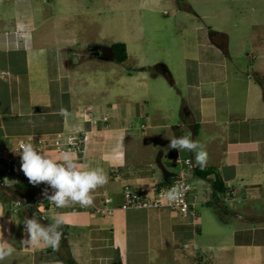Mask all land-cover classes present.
Segmentation results:
<instances>
[{"label": "crops", "instance_id": "obj_1", "mask_svg": "<svg viewBox=\"0 0 264 264\" xmlns=\"http://www.w3.org/2000/svg\"><path fill=\"white\" fill-rule=\"evenodd\" d=\"M95 1L105 8L75 15L62 9L59 18L81 22L72 32L59 29L62 21L48 25L51 0H0V144L10 149L25 139L87 135L76 159L82 169L100 167L108 176L92 205L57 208L44 195L52 189L30 183L21 159L11 172L0 164V232L15 249L3 264H68L60 244L24 243L25 218L48 224L58 215L66 219L64 238L77 264H264V40L255 43L253 31V61L244 64L211 41L207 16L191 0ZM90 28L99 29L96 37ZM22 33L27 42L18 39ZM118 42L127 46L124 63L91 53L93 45ZM177 125L208 153L205 166L217 169L227 193L215 190L213 176L195 177V216L120 210L126 187L153 193L165 185L160 161L171 179L178 172L174 159L184 151L171 149L168 138ZM104 194L113 199V215L94 214Z\"/></svg>", "mask_w": 264, "mask_h": 264}, {"label": "clouds", "instance_id": "obj_2", "mask_svg": "<svg viewBox=\"0 0 264 264\" xmlns=\"http://www.w3.org/2000/svg\"><path fill=\"white\" fill-rule=\"evenodd\" d=\"M18 39L27 42V34H20ZM168 138H170L171 149H177L180 152L187 150L193 153L199 166L204 167L207 164L208 153L198 141L188 136ZM18 151L21 157V170L29 182L33 185L46 183L52 192L49 194L46 190L44 195L57 208L67 207L70 204H79L81 207L90 206L93 203L94 191L108 183V176L103 168L82 169L71 151L64 150L59 157H52L31 143L23 144ZM185 191L184 185H174L162 195V199H166L169 203L181 202ZM22 223L29 237L24 242L28 247L44 244L57 249L62 237L60 229L66 223V219L64 215H58L53 222L43 224L40 219L34 217L25 218ZM14 251L12 244L7 242L0 232V264L13 255Z\"/></svg>", "mask_w": 264, "mask_h": 264}, {"label": "rangeland", "instance_id": "obj_3", "mask_svg": "<svg viewBox=\"0 0 264 264\" xmlns=\"http://www.w3.org/2000/svg\"><path fill=\"white\" fill-rule=\"evenodd\" d=\"M51 1L55 3L52 6L55 15L48 25L57 26L59 24L58 22L62 21L64 22V26L59 27V29L72 32L79 29L81 22L77 18H71L73 21L69 22L59 18L65 12V10H62L63 8H66L67 12L71 8L76 9L74 15L81 12V10L87 13V8H105L101 3V5H98L99 3L95 0H78L79 3L83 1L82 6L75 5L76 0H68L67 2L66 0ZM191 1L195 10H204L202 14H206L207 18L205 21L211 28V31H218L228 35L229 57L237 62V58H243L240 60V63H251L253 61L252 54H250L252 50L251 46L255 43L261 44L264 40V0H205L201 3H199V0ZM45 9H48L47 5ZM108 15L111 16L113 13ZM118 24L120 25V23ZM98 30L97 28H90L88 30L89 35L93 38L96 37ZM253 31L256 33L255 43L251 39ZM188 153L189 151L185 150L181 158L189 156ZM167 166L172 170L178 169L169 164Z\"/></svg>", "mask_w": 264, "mask_h": 264}, {"label": "built area", "instance_id": "obj_4", "mask_svg": "<svg viewBox=\"0 0 264 264\" xmlns=\"http://www.w3.org/2000/svg\"><path fill=\"white\" fill-rule=\"evenodd\" d=\"M104 121H108L109 117L104 116ZM92 124H97L98 119L90 118ZM31 143L34 147L48 153L56 151L61 153L64 150L71 151L74 154H83L87 144V135L80 134H62L55 136L37 137L32 140H20L10 149L0 144V164H4L7 172L12 171L13 163L20 157L19 149L23 144ZM174 162L179 165L178 172L173 176L170 182L158 187L153 193H141L134 191L130 187H126L123 191V202L119 206L120 210H136V209H159L168 208L172 211L180 213L184 216L197 215L196 203L194 201L195 186L192 179L197 177L195 169L197 164L194 158H176ZM182 184L186 187V191L181 202L169 203L166 199H162V195L166 193L174 185ZM102 204H94V214L100 216L113 215L117 210L112 206L113 199L111 196L102 195ZM186 247L189 243L185 244Z\"/></svg>", "mask_w": 264, "mask_h": 264}, {"label": "trees", "instance_id": "obj_5", "mask_svg": "<svg viewBox=\"0 0 264 264\" xmlns=\"http://www.w3.org/2000/svg\"><path fill=\"white\" fill-rule=\"evenodd\" d=\"M112 47L114 48V52H115V57L113 58V60L118 62V63L126 62L128 59V52H127L126 44L123 42H118V43L113 44ZM91 53L93 56H97V54L94 50ZM153 70L155 72H158L159 67L156 66ZM181 113H182L184 118H186L190 114L186 102L183 103V105H182ZM172 131H173L175 137H182L183 136L181 126H178V125L173 126ZM188 137L191 138V136H188ZM175 156H177V151H174V152L170 153V155H169V157L171 159H173ZM195 174L197 177L203 178V179H209L213 176V178H214L213 182H214L215 190L217 192L227 193V188L224 185V181H223L221 175L219 174V172L217 171L216 168L207 167V166L201 167L198 165L197 168L195 169ZM170 181H171V178H169V180L165 181L164 183L167 184ZM32 197H35V196L32 195ZM37 204H38V202H37ZM41 204L45 205L46 201L42 200ZM216 204H219V203H216ZM60 230L62 231V237H61V241H60V246L63 248L62 255L65 258V260L68 262V264H77L75 262V260L72 258L68 244L66 242V239L64 238L65 230H63V226L61 227Z\"/></svg>", "mask_w": 264, "mask_h": 264}, {"label": "water", "instance_id": "obj_6", "mask_svg": "<svg viewBox=\"0 0 264 264\" xmlns=\"http://www.w3.org/2000/svg\"><path fill=\"white\" fill-rule=\"evenodd\" d=\"M188 9H191V7L186 5ZM210 39L211 41L219 47L225 54H229V37L226 34H221L218 31H211L210 33ZM92 50H98V55L99 56H104L108 58H114L115 57V52L114 48L112 46L104 45V46H98V45H93L90 47ZM159 165L164 173V178L166 181L169 180V178L173 175L171 172L168 171V169L163 165V163L160 161Z\"/></svg>", "mask_w": 264, "mask_h": 264}, {"label": "flooded vegetation", "instance_id": "obj_7", "mask_svg": "<svg viewBox=\"0 0 264 264\" xmlns=\"http://www.w3.org/2000/svg\"><path fill=\"white\" fill-rule=\"evenodd\" d=\"M97 53H99V52H97Z\"/></svg>", "mask_w": 264, "mask_h": 264}]
</instances>
